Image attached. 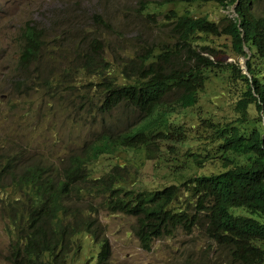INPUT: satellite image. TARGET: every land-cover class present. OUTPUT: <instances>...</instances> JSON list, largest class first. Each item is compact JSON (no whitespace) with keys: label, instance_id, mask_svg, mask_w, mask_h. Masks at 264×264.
Returning <instances> with one entry per match:
<instances>
[{"label":"trees","instance_id":"16d2710c","mask_svg":"<svg viewBox=\"0 0 264 264\" xmlns=\"http://www.w3.org/2000/svg\"><path fill=\"white\" fill-rule=\"evenodd\" d=\"M176 2L164 23L172 24L170 34L161 44L128 55L119 76L106 71L104 60L105 70L90 80L102 96L100 111L130 106L143 115L139 123L123 131L109 126L96 131L60 166L27 160L22 151L0 150V209L12 237L13 264H108L110 246L101 235L99 207L134 216V232L145 249L179 226L190 231L202 214L208 237L225 247L233 262L264 264V129L257 125L264 114V15L256 12L257 0ZM210 2L233 7L235 14L216 21L179 7ZM211 35L229 37L232 52L246 58L247 73L238 62L222 66L202 54H214L207 43ZM43 43L42 31L27 24L21 62L36 60ZM184 53L191 64L177 62ZM211 75L242 84L238 116L233 121L204 118L214 145L189 151L193 162L171 170L175 182L152 187L139 180L132 186L162 144H190L183 125L172 118L175 108L167 97L176 92L174 105L194 107ZM252 106L258 117H250ZM182 196L189 197L187 208ZM191 204L194 212L188 210ZM85 237L98 251L79 263Z\"/></svg>","mask_w":264,"mask_h":264},{"label":"rangeland","instance_id":"374dc122","mask_svg":"<svg viewBox=\"0 0 264 264\" xmlns=\"http://www.w3.org/2000/svg\"><path fill=\"white\" fill-rule=\"evenodd\" d=\"M176 5V0H0V150L22 151L27 160L60 166L70 155L79 154L96 131L108 126L123 131L139 123L143 115L130 106L100 111L102 96L90 80L105 70L104 60L109 65L106 71L119 76L128 55L161 44L170 34L172 24L164 23ZM179 7L216 21L235 14L233 7L222 8L214 2L179 3ZM255 8L264 15V0H257ZM27 24L42 31L44 43L38 58L25 64L20 55ZM209 39L214 54H202L222 66L238 62L244 67L246 59L232 52L229 37L211 35ZM177 62L193 61L184 53ZM241 89L236 80L211 75L198 103L187 109L174 105L178 95L171 93L165 102L174 106L172 118L183 125L191 148L177 142L162 144L136 173L132 186L139 180L152 187L175 182L178 163L193 162L189 151L214 145L210 121L204 118L233 121ZM251 113V118L258 117L254 106ZM260 115L257 125L264 129V114ZM188 200L182 196L186 208ZM192 205L188 210L194 212ZM98 218L101 235L109 241L108 264H236L225 247L208 237L202 214L190 231L179 226L155 239L150 249L143 248L135 235L134 216L99 207ZM81 244L78 257L84 263L96 255L98 245L88 237ZM11 246L7 218L0 209V264H13Z\"/></svg>","mask_w":264,"mask_h":264},{"label":"water","instance_id":"95a60500","mask_svg":"<svg viewBox=\"0 0 264 264\" xmlns=\"http://www.w3.org/2000/svg\"><path fill=\"white\" fill-rule=\"evenodd\" d=\"M244 67L241 65V67L244 69V72H246L247 73V68H246V63L244 62Z\"/></svg>","mask_w":264,"mask_h":264},{"label":"clouds","instance_id":"9594fccd","mask_svg":"<svg viewBox=\"0 0 264 264\" xmlns=\"http://www.w3.org/2000/svg\"><path fill=\"white\" fill-rule=\"evenodd\" d=\"M246 59V58H245Z\"/></svg>","mask_w":264,"mask_h":264}]
</instances>
